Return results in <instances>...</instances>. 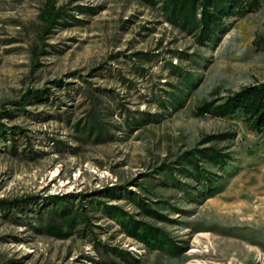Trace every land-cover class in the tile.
Segmentation results:
<instances>
[{
	"label": "rangeland",
	"instance_id": "rangeland-1",
	"mask_svg": "<svg viewBox=\"0 0 264 264\" xmlns=\"http://www.w3.org/2000/svg\"><path fill=\"white\" fill-rule=\"evenodd\" d=\"M169 2L0 0V264H264V130L199 113L264 81V0L204 42Z\"/></svg>",
	"mask_w": 264,
	"mask_h": 264
},
{
	"label": "trees",
	"instance_id": "trees-1",
	"mask_svg": "<svg viewBox=\"0 0 264 264\" xmlns=\"http://www.w3.org/2000/svg\"><path fill=\"white\" fill-rule=\"evenodd\" d=\"M145 1L154 4L156 0ZM261 4V0H170L169 2L177 22L183 28L188 27V30L196 32V38L199 42L212 40L217 34L226 32L229 29V25H226L225 22L227 18L242 17L257 10ZM64 16H67V13L62 7L55 8L51 3L47 4L43 12L46 30L56 24L58 18H63ZM217 102H205L199 107V113H210L217 117H227L237 112H242L247 124L254 131L262 132L264 130V81L244 86ZM91 115V129L83 136L90 137L95 131H98L97 138H99L102 127L98 123L97 116L94 113ZM85 129L86 127H82L80 130L85 132ZM10 134V141L15 142L14 132L11 131ZM229 135V133H224L216 137L221 138ZM196 152L199 157H196L194 152H189L190 156L187 159L197 170L199 169L197 162L199 158L214 162L220 166L225 165L230 158L228 153L214 147L196 149ZM202 182L206 184V182H211V180L207 177ZM7 204H9L7 201H0V208H5ZM22 204L21 201H16L17 207L22 206ZM146 211L153 212L150 209H146ZM128 232L132 236L146 241L153 240V242L159 244L165 243V240L158 235L156 228L147 226L143 222H133Z\"/></svg>",
	"mask_w": 264,
	"mask_h": 264
}]
</instances>
